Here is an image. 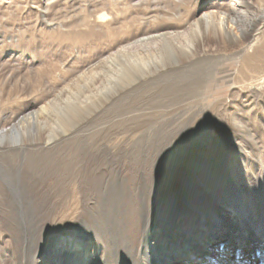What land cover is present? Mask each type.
I'll return each mask as SVG.
<instances>
[{
	"label": "bare ground",
	"instance_id": "obj_1",
	"mask_svg": "<svg viewBox=\"0 0 264 264\" xmlns=\"http://www.w3.org/2000/svg\"><path fill=\"white\" fill-rule=\"evenodd\" d=\"M249 6L259 13L245 17ZM258 14L259 23L255 22ZM171 17L167 13L165 18ZM146 39H158L161 57L178 65L161 71L147 95L169 97L170 102L181 96L196 99L206 75L214 76L213 67L234 58L235 86L229 100L236 103V91L252 92L260 98L257 107L264 113V0H213L194 12L188 8L180 23H166L160 32L139 41L145 43ZM121 61L105 88L114 83L125 85L136 68L146 65L143 57ZM198 68L199 80H190L193 73L186 72ZM96 86L89 93L91 103L103 96L104 88L99 91ZM138 88L123 86L120 93L146 95ZM250 103L244 105V111L249 116L246 121L253 125L260 111ZM210 109L218 114L216 105ZM217 123L210 127L211 142L204 151L178 162L170 179L160 181L141 174L144 187L139 190L126 187L118 191L96 184V199L81 200L70 188L80 183L86 159L75 153L68 154L64 172L58 170L63 173L0 175V264H264V132L259 129L254 136L249 126L233 123L231 132L219 140ZM169 129L172 133L182 126ZM3 134L0 130V138ZM75 142L67 140L64 150L74 152ZM175 145L180 147V142ZM93 146L97 148L98 142L80 143V149ZM104 175L98 182L106 181L110 174ZM50 177L59 186L38 189L36 185ZM127 178L121 174V180ZM22 181L29 189H23L27 185L22 186ZM127 193L131 198L127 199ZM133 222L142 228L136 244L127 233Z\"/></svg>",
	"mask_w": 264,
	"mask_h": 264
},
{
	"label": "rangeland",
	"instance_id": "obj_2",
	"mask_svg": "<svg viewBox=\"0 0 264 264\" xmlns=\"http://www.w3.org/2000/svg\"><path fill=\"white\" fill-rule=\"evenodd\" d=\"M212 1L0 0V130L4 133L0 138L4 144L0 175L9 178L10 173L13 177L63 171L68 154L75 153L85 156L86 161L80 183L70 189L81 200L96 199V184L118 191L126 187L139 190L144 187L143 173L158 180L170 179L178 162L195 158L206 149L214 121H218L215 133L219 140L231 132L233 118L239 122L237 126H249L254 136L259 129L264 132V113L257 107L261 106L257 95L242 89L234 94L236 103L229 100L235 86L234 58L213 67L214 76L206 75L196 99L181 96L170 102L169 97L147 95L161 71L178 65L161 57L158 39L144 43L139 38L160 32L166 23H180L188 8L194 12ZM184 6H188L186 12ZM253 7L246 9L245 17L259 13ZM167 13L172 17L165 18ZM260 20L258 14L255 22ZM120 27L123 29L118 31ZM140 57L146 65L136 68L125 85L104 87L107 79L112 82L115 78L118 61ZM200 70L187 71L186 75L193 73L190 80H199L196 74ZM134 85L147 96L120 93L123 86ZM93 86L99 91L104 88L98 103H91ZM248 98L260 111L253 125L246 121L249 116L244 111ZM213 105L219 108L218 114L212 113ZM175 125L182 129L171 133L169 127ZM67 140L71 144L76 141L74 152L64 150ZM82 140L97 141L98 146L80 149ZM178 141L180 147L175 145ZM104 174H110L108 179L98 182ZM121 174L127 180H121ZM20 184L29 189L28 183ZM36 186L41 190L59 185L50 177ZM125 196L131 198L129 193ZM208 202L201 200L202 204ZM141 229L138 222L129 224L131 243H137Z\"/></svg>",
	"mask_w": 264,
	"mask_h": 264
}]
</instances>
